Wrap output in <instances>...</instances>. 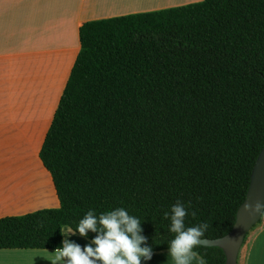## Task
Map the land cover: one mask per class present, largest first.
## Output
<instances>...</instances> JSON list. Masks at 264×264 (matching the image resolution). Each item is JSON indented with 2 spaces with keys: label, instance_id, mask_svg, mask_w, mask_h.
I'll return each mask as SVG.
<instances>
[{
  "label": "trees",
  "instance_id": "1",
  "mask_svg": "<svg viewBox=\"0 0 264 264\" xmlns=\"http://www.w3.org/2000/svg\"><path fill=\"white\" fill-rule=\"evenodd\" d=\"M79 38L39 153L60 207L0 218V248L57 249L90 208L124 207L166 250L163 214L178 201L186 226L209 224L202 238L226 235L264 147V0L87 21ZM195 250L226 262L219 247Z\"/></svg>",
  "mask_w": 264,
  "mask_h": 264
},
{
  "label": "crops",
  "instance_id": "2",
  "mask_svg": "<svg viewBox=\"0 0 264 264\" xmlns=\"http://www.w3.org/2000/svg\"><path fill=\"white\" fill-rule=\"evenodd\" d=\"M177 6L181 0H0V93L6 92V66H46L51 58L54 66H73L84 22ZM5 119L6 113L0 111V157L19 142L16 129L8 127ZM59 207L44 165L23 167L20 161L0 158V218ZM68 238L81 246L90 241L78 233ZM55 250L0 248V264H51ZM167 251H153L151 261L142 264H171ZM239 255L240 264H264V221Z\"/></svg>",
  "mask_w": 264,
  "mask_h": 264
},
{
  "label": "clouds",
  "instance_id": "3",
  "mask_svg": "<svg viewBox=\"0 0 264 264\" xmlns=\"http://www.w3.org/2000/svg\"><path fill=\"white\" fill-rule=\"evenodd\" d=\"M260 207L257 205V210ZM187 215L188 208L179 201L163 214V219L169 221L167 230L174 234L167 241L168 259H171V264H193V261L204 264L195 249L201 243L209 224L202 221L186 226ZM191 215L195 216V211ZM60 231L64 239L62 246L54 251L51 264H142V261H151L154 255L153 246L147 243L148 237L142 234L140 218L130 215L124 207L113 208L98 215L95 209L90 208L75 228L68 226L60 228ZM90 231L96 235L83 246L68 238L77 233L87 236Z\"/></svg>",
  "mask_w": 264,
  "mask_h": 264
},
{
  "label": "rangeland",
  "instance_id": "4",
  "mask_svg": "<svg viewBox=\"0 0 264 264\" xmlns=\"http://www.w3.org/2000/svg\"><path fill=\"white\" fill-rule=\"evenodd\" d=\"M195 2L198 1L181 0V5ZM52 59L46 61V66H6V92H3L5 96L0 93V111L6 113V125L16 129L19 142L11 153L7 150L0 158L20 161L23 167L43 166L39 153L72 67L54 66ZM261 223L249 232L245 244ZM239 260L242 261V255Z\"/></svg>",
  "mask_w": 264,
  "mask_h": 264
},
{
  "label": "water",
  "instance_id": "5",
  "mask_svg": "<svg viewBox=\"0 0 264 264\" xmlns=\"http://www.w3.org/2000/svg\"><path fill=\"white\" fill-rule=\"evenodd\" d=\"M257 205H261L257 210ZM264 213V147L253 167L246 198L237 211L232 229L219 238H201V245L221 248L225 264H239L238 257L246 235L259 223Z\"/></svg>",
  "mask_w": 264,
  "mask_h": 264
}]
</instances>
